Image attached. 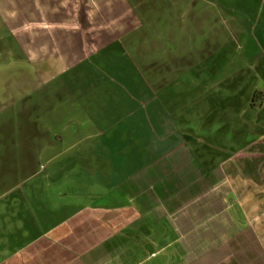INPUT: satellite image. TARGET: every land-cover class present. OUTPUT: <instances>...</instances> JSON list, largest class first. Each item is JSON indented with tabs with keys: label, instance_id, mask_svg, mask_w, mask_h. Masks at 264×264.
Returning a JSON list of instances; mask_svg holds the SVG:
<instances>
[{
	"label": "crops",
	"instance_id": "0c3cea01",
	"mask_svg": "<svg viewBox=\"0 0 264 264\" xmlns=\"http://www.w3.org/2000/svg\"><path fill=\"white\" fill-rule=\"evenodd\" d=\"M263 11L0 0V264H262Z\"/></svg>",
	"mask_w": 264,
	"mask_h": 264
},
{
	"label": "rangeland",
	"instance_id": "374dc122",
	"mask_svg": "<svg viewBox=\"0 0 264 264\" xmlns=\"http://www.w3.org/2000/svg\"><path fill=\"white\" fill-rule=\"evenodd\" d=\"M230 1L231 2L244 1V2L248 3V5H250L251 9L258 8V6H262V8L264 10V3H260L261 0H230ZM262 1L264 2V0H262ZM263 21H264V19H263ZM254 24H256V23H254ZM260 27H262V26H260ZM262 31L264 33V29ZM96 122H97V124L99 126L104 127V128L105 127L109 128V126H110L108 121H104L103 122L100 119H97ZM90 126H91V124H89L87 126V128H89ZM247 136H251L250 132H247ZM245 239H246L245 244H244L245 246L243 248L242 247L238 248V247H235V246L231 247V255H232V257H236V261H238L239 258H242V255H243V257H245V259L242 258L243 262L246 261V255H247V258H250L252 256V258L246 264H255L254 263V256H256L255 252L258 255V250L254 248V241H253L254 234L250 230H248L247 233L245 234ZM232 241H233V243H238V242H236V240H232ZM239 249L242 250L241 251L242 252L241 253L242 254L241 257H240V253L237 252ZM220 250L222 251V249H220ZM203 252H204V250H203ZM214 253H215L214 254L215 258H216L217 255H221V253H218V251H215ZM263 254H264V251H263ZM257 259H256V261H257ZM232 260H233V258H232ZM232 264H238V263H232ZM259 264H261V263H259ZM262 264H264V258H263V263Z\"/></svg>",
	"mask_w": 264,
	"mask_h": 264
}]
</instances>
